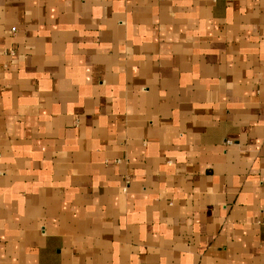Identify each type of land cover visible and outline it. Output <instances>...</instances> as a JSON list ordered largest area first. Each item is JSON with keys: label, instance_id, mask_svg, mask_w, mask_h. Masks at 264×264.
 I'll return each instance as SVG.
<instances>
[{"label": "crops", "instance_id": "obj_1", "mask_svg": "<svg viewBox=\"0 0 264 264\" xmlns=\"http://www.w3.org/2000/svg\"><path fill=\"white\" fill-rule=\"evenodd\" d=\"M0 264H264V0H0Z\"/></svg>", "mask_w": 264, "mask_h": 264}, {"label": "built area", "instance_id": "obj_2", "mask_svg": "<svg viewBox=\"0 0 264 264\" xmlns=\"http://www.w3.org/2000/svg\"><path fill=\"white\" fill-rule=\"evenodd\" d=\"M11 32H14V29H12Z\"/></svg>", "mask_w": 264, "mask_h": 264}]
</instances>
